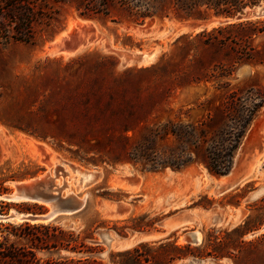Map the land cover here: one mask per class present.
Listing matches in <instances>:
<instances>
[{
  "label": "rangeland",
  "instance_id": "rangeland-1",
  "mask_svg": "<svg viewBox=\"0 0 264 264\" xmlns=\"http://www.w3.org/2000/svg\"><path fill=\"white\" fill-rule=\"evenodd\" d=\"M80 7V0H45L35 6L30 43L0 40V187L6 189L0 199L19 189L49 193V182L42 187L32 182L57 174L63 164L95 170L99 178L89 182L91 177L63 167L65 184L79 199L85 197L84 205L54 219L75 232L93 230L104 253L96 258L103 264H111L110 252L164 240L171 244L168 257L186 255L166 264H264V223L256 228L264 218V192L248 199L264 183V107L228 176L196 165L145 171L128 161L134 139L124 137L168 121H219L229 93L264 89V63L246 59L263 57L264 34L251 42L203 44L214 28L264 17L244 18L243 10L239 20L155 17L139 25L116 3H109L107 16L81 17ZM202 31L207 34L198 37ZM147 52L151 56L139 61ZM244 172L234 188L215 189ZM60 176L59 187L65 181ZM37 203L43 214L52 206ZM9 214L16 212L12 208ZM133 225L140 229L127 228ZM105 230L110 241L100 236ZM191 232L199 233L198 244L188 242ZM187 244L203 256L174 249Z\"/></svg>",
  "mask_w": 264,
  "mask_h": 264
},
{
  "label": "trees",
  "instance_id": "trees-1",
  "mask_svg": "<svg viewBox=\"0 0 264 264\" xmlns=\"http://www.w3.org/2000/svg\"><path fill=\"white\" fill-rule=\"evenodd\" d=\"M45 0H0V40L8 42L30 43L33 39L32 25L38 15L35 6ZM67 2L70 0H53ZM78 9L81 17L93 14L107 16L109 3L120 5L128 18L143 24L146 18L183 20H206L209 16L232 19L246 7L264 2V0H99L92 4L90 0H80ZM214 33L219 34L214 35ZM207 33L202 31L198 37ZM264 34V18L228 23L214 28L211 38L203 44L224 43L226 41L251 42ZM251 63H264L263 57L253 59ZM264 107V89L249 88L243 93L231 92L227 97L221 118L183 122L181 120L146 128L142 133L127 139H134L129 149L128 161L139 165L148 172H159L167 168L178 171L190 165L202 166L214 176L228 175L234 166V158L253 121ZM216 122V123H215ZM128 131L126 130L125 133ZM100 152V151H99ZM105 163V159L101 160ZM6 189L0 187V196ZM264 203V196L260 199ZM16 214H9L10 209ZM264 212V206L262 207ZM45 212L42 205L34 201H8L0 199V216L15 217L41 215ZM247 221L244 222L246 224ZM264 223L260 219L256 228ZM139 230L138 226L127 227ZM116 231L115 228H113ZM171 244L164 240L159 245L140 243L131 249L110 252L111 264H166L167 261L182 259L186 255L177 253L168 257L166 250ZM178 252L186 249L187 255L201 257L196 247L189 244L175 246ZM154 251L155 255L147 252ZM102 252L94 237L93 230H74L55 223L33 222L29 220H0V264H103L96 256ZM212 255V254H206ZM123 257V261H115ZM220 258L222 255L218 254Z\"/></svg>",
  "mask_w": 264,
  "mask_h": 264
},
{
  "label": "water",
  "instance_id": "water-1",
  "mask_svg": "<svg viewBox=\"0 0 264 264\" xmlns=\"http://www.w3.org/2000/svg\"><path fill=\"white\" fill-rule=\"evenodd\" d=\"M249 9V10H247ZM245 15H243L244 18H258V17H264V2H261L259 4L253 5L250 8H245ZM242 17V18H243ZM232 19L239 20L240 17L235 16ZM191 27L193 26H198L201 27V24H191ZM152 52H147V53H142L141 55L138 56L139 61H144L145 58H147L149 55H151ZM67 168L71 169V171L77 172L78 174L82 173L79 168L76 167H70L66 165ZM65 167V164L61 166V169L57 171L58 173H54L53 176L50 174H45L43 178H38L32 184L36 187H42L45 186L46 182H49L51 184V190L47 194L43 193H26L24 189H19L15 195L13 196H5L2 197L3 200H8V201H34V202H50L52 203L51 209L41 215H26V216H20V217H15L12 215L8 216H0V220H13V219H18V220H29L33 222H48L56 218L57 216L60 215H71L74 214L78 211H80L83 208V203H84V198L79 199L78 196H76L68 186L65 184L66 183V177H68V172L65 171L63 168ZM59 173H61V178L64 181L63 186L59 187L57 185V179L59 177ZM83 173H91V178L89 182H93L94 179H92L93 173L92 172H86L84 171ZM231 173V172H230ZM229 173V174H230ZM228 174V175H229ZM247 172H244L241 176H235L233 177L229 183L227 184H217L215 185V189L220 191V192H225L228 191L232 188H234L236 185L240 183V181L247 176ZM226 175V176H228ZM69 178V177H68ZM76 181V179L74 178ZM80 185H82L81 180H79ZM65 190V192H63ZM264 191V183L261 184L259 187H257L249 196L248 199H254L256 198L260 192ZM264 194V193H263ZM108 232V230L100 232L101 238L105 241V235ZM189 243L192 244H198L199 242L197 241V235L196 232H191L188 234L187 238ZM104 253H99L97 257L103 256Z\"/></svg>",
  "mask_w": 264,
  "mask_h": 264
},
{
  "label": "bare ground",
  "instance_id": "bare-ground-1",
  "mask_svg": "<svg viewBox=\"0 0 264 264\" xmlns=\"http://www.w3.org/2000/svg\"><path fill=\"white\" fill-rule=\"evenodd\" d=\"M194 27H195V26H194ZM196 27H198V26H196ZM150 56H151V55H149L147 58H149ZM147 58H145V59H147ZM30 145H31L32 147H35V144H34L33 142H31ZM37 148H38V147H37ZM44 151H45V150H44ZM46 152L48 153L49 151L46 150ZM51 159H52V158H51ZM51 159H50V160H51ZM53 159H54V158H53ZM53 159H52V160H53ZM65 167H67V166L65 165ZM81 174H82L83 177H85V179H88V178L91 177V173H87V174H86V173H81ZM40 178H43V176H40ZM243 179H244V178H243ZM229 182H230V181H229ZM229 182H227V183H229ZM227 183H225V184H227ZM217 184H220V183H217ZM262 192H264V191H262ZM17 220H18V219H17ZM196 235H197V241L199 242V236H200V235H199V233H197V232H196ZM105 236H106V238L108 239V241H110V240L112 239V235H111L109 232H107Z\"/></svg>",
  "mask_w": 264,
  "mask_h": 264
},
{
  "label": "crops",
  "instance_id": "crops-1",
  "mask_svg": "<svg viewBox=\"0 0 264 264\" xmlns=\"http://www.w3.org/2000/svg\"><path fill=\"white\" fill-rule=\"evenodd\" d=\"M86 172H90V171H86ZM92 173H93L92 179H94V181H96L99 178V172L94 170Z\"/></svg>",
  "mask_w": 264,
  "mask_h": 264
}]
</instances>
